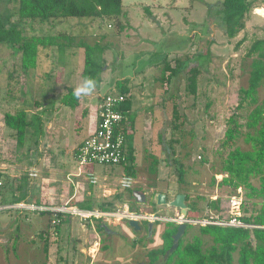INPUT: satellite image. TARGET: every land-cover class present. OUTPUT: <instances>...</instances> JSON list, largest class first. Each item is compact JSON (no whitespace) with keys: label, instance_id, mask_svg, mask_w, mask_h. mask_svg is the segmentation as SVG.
Segmentation results:
<instances>
[{"label":"rangeland","instance_id":"374dc122","mask_svg":"<svg viewBox=\"0 0 264 264\" xmlns=\"http://www.w3.org/2000/svg\"><path fill=\"white\" fill-rule=\"evenodd\" d=\"M217 1L123 0L124 9L134 16L131 21L135 20V25L141 24L142 26L139 30L137 29L138 31L132 33L128 30V22H125L127 28L117 38L112 34L117 28L113 24L111 27H106L105 19L97 21L68 17L65 21L58 20L56 25L50 21L25 20L21 22L13 14V3L0 0V13L12 14L11 22L20 23L27 34L44 35L61 31L84 36L91 42L99 40L100 36L105 34L104 39L114 41L112 45L108 44L111 46L110 52L106 54L105 58L107 69L101 74L103 82L91 92L95 93L91 97L93 99L98 93L107 92L109 85L112 89L115 86V81L128 80L135 74L136 76L141 75L144 67H148L144 77L147 79V86L151 87L146 91L150 95V90H153L155 84L151 81V77L159 76L153 63L158 62L161 66L160 60L166 58L174 68L178 65L175 57L180 54L184 56L192 53L196 56L198 52L203 54L206 51L212 52V61L207 72H200L196 76L194 93L188 88L189 74L185 72L187 69H180L176 75H168L169 71H165L164 79L159 78L157 81L158 94L153 98L143 99V108L150 111L145 112L144 115H150L149 119L144 117L145 120L140 130L136 131L132 128V138L129 135L125 137V145L128 149L132 148L130 153L135 157L133 170H135L137 178L131 188H139L145 192L146 200L144 202H138L133 196H130L129 189L131 188L124 185L125 179L131 174L129 168L127 169L121 164H95L93 166L92 170L96 181L91 185L96 187L98 192L101 190L102 175L109 173L111 177L114 176L113 180L110 179L112 180L110 187L114 190L113 204H107L110 210H120L124 208V205L132 203L138 207L140 212L175 215L176 209L173 207L152 206L149 202L155 191L166 192L170 198L183 189L188 195L186 202L189 208L191 205L199 208L195 219L210 218L215 215L222 218L228 216L229 196L238 193L242 200L245 198L241 187L233 189L219 184L221 178L226 174H215V172H218L222 158L225 157L229 149V147H222L221 143L224 131L229 126L230 116L234 115L237 122L242 125L233 146L242 149L250 147L244 141L245 133L248 131L244 123L252 106L245 105L237 108L238 92L239 88L247 86L251 58L246 57L245 52L253 39L264 36V12L256 10L258 7H263L264 3L259 2L260 5L252 9L251 15L254 10L258 14L252 15L256 19L248 17L245 20L244 28L233 38H228L214 21H210L214 20L213 15L207 17V3L213 4ZM135 4H139V6L136 8ZM142 5L148 7L149 11H142ZM194 30L198 33L192 36ZM104 39H100V41H104ZM239 40L242 41L237 44ZM133 43L136 45H132ZM65 55L58 60L59 54L53 47L46 56L41 58L40 66L37 69L29 70L28 74H24L19 68L18 55L14 56L10 48H0L1 203H3L4 198L1 197L3 195L9 197L4 200L6 203L12 201L10 194H15L16 199H23L25 196L29 197L30 192L34 197L38 187L36 182L45 176L43 171L47 166L45 163L40 168L41 163L39 166L35 159L38 147L35 142L37 140L35 138H38L37 134H32V128H29V141L23 147H17L12 131L3 124V113L13 111L16 108V103L31 97V99L43 103L45 110L43 114L47 116L48 102L46 101L51 98L57 99L58 94L62 92L63 85L69 84L73 88L81 85L84 80L80 76L83 63L82 52L70 56ZM204 59L205 57L202 56L200 61H204ZM13 95L16 99L11 100L10 97ZM257 98L258 102L264 100V84L259 87ZM175 103H177L176 118L172 114ZM41 108L33 106L28 110L29 115L31 116L32 112L39 113ZM133 115L136 118L137 114H130V117L133 118ZM160 136L163 138L161 141ZM153 157L157 158V163L155 169L151 170ZM172 157L180 159L184 164L186 173L183 183L177 181V164L171 160ZM202 158L205 160L202 161ZM41 162L43 163V161ZM70 165L72 170L79 175L77 178L71 176L74 183L76 180H80L81 183H84V187L88 188V179L84 177L89 174L86 172L87 169L79 168L77 162L70 163ZM213 174L215 182L212 184ZM252 182L254 185H258L255 178L252 179ZM213 199H219L218 211L207 204ZM27 200L36 201L33 198ZM261 200L262 198L253 199L255 204L254 206L249 204V209L257 208ZM1 203V209L19 208L24 211L16 220L18 226L15 227L13 223L9 225L7 222L0 224V264H149L146 256L148 249H144L145 251L140 256L141 250L135 253V248L139 246L146 248L149 245L157 248L162 243L161 225L158 222L154 224L153 231L148 236V222H140L141 229L136 231L127 224L125 218L113 220L109 222V229L112 233L107 234L104 229V232L102 231V234L105 233L104 237L108 236L111 239V244L106 250L107 257L103 255L104 252H100L102 256L97 254L95 259L90 262V258L87 255L84 257L81 253L80 249L84 244L80 245L75 241L77 235L85 239L87 234L86 221L80 217H71L70 223L69 219H65L58 227L59 234H48L47 236L46 232H37L40 229L51 228L48 213L41 214L37 209H30L29 206L32 202L24 201L5 205H1ZM41 206L45 205L41 204ZM8 220L10 223L12 222V219ZM199 225V223L187 224L186 232L182 235L181 240L185 243L190 241L193 235H198ZM15 233L19 234L21 241L23 240L21 245L14 241ZM70 236L74 238L72 239ZM109 238L105 240L107 243ZM202 238L209 241L207 236H202ZM93 240L94 238H89L85 246Z\"/></svg>","mask_w":264,"mask_h":264},{"label":"trees","instance_id":"16d2710c","mask_svg":"<svg viewBox=\"0 0 264 264\" xmlns=\"http://www.w3.org/2000/svg\"><path fill=\"white\" fill-rule=\"evenodd\" d=\"M13 3V14L18 20H37L56 25L58 20L65 21L68 17L87 18L90 20H106V27L113 24L117 30L112 33L119 37L122 31L127 27L123 18V0H6ZM264 0H218L216 3H207L208 17L213 15L214 21L221 28L228 38H233L241 29L244 28L245 20L253 8L258 7ZM147 9V7H146ZM146 12L148 10H145ZM10 13H0V48L7 47L12 50L14 56L19 57V68L24 74L29 70H35L40 66L41 58L46 56L53 47L56 48L59 56L58 60L77 52H82V68L80 76L91 78L95 81V87H99L102 81V72L106 70V54L110 52V46L114 41L104 39L105 34L100 36L104 41H88L81 35H74L65 32L48 33L44 35L27 34L24 32L20 23L11 22ZM210 41V40H209ZM239 40L237 44L241 43ZM116 43V42H115ZM108 44H111L108 46ZM204 56V61L200 58ZM245 56L251 58L247 86L239 88V98L237 108L243 106H252L246 115L244 126L248 129L245 133L244 141L249 144L248 149H242L233 146L235 138L240 134V127L234 115L228 119L229 126L224 131L222 147H229L226 155L222 158L221 166L216 173H225L219 182L233 189L241 187L245 198L241 203V215L239 218L249 224L260 225L261 227H235L222 226L217 224L199 225L198 235H193L190 241L183 242L182 236L177 242V246L170 250L173 244V234L177 230V225L167 222L161 232V246L152 248L148 251L149 264H264V100L258 102L257 93L259 87L264 84V36L252 40ZM198 61V67H193L188 76V88L195 92L196 76L201 72L202 66L210 58V53L204 54L198 52L195 56ZM185 63L178 62L177 67H170L169 61L163 58L161 66L160 79H164L165 71L168 75H176ZM205 73V71H204ZM65 74V72H64ZM167 75V76H168ZM64 78H66L64 76ZM116 91H107L99 94V99L108 93H117L124 96V100L119 103L118 109L122 112L124 119L121 131L129 135V127L133 126L132 112L129 111L130 91L128 80L119 79L115 81ZM75 88L69 84L63 85L62 92L58 94V102L61 105L74 108L79 104V98L73 95ZM27 94V90L25 92ZM29 94V93H28ZM10 99H16L15 95ZM51 100V101H50ZM47 100V105H53L55 99ZM33 106L44 107L43 103L24 98L16 103L13 111L3 113V124L12 131L17 147H23L29 141V128H32V134L42 135V117L41 114L29 111ZM177 103L174 104L172 114L177 117ZM42 113L44 109L40 110ZM232 124V125H231ZM160 141L163 139L160 136ZM173 141V140H171ZM37 142V140H35ZM128 149L125 160L120 164L129 168L130 176L135 177L134 156ZM128 153V154H127ZM177 164V181L183 183L186 169L183 162L178 158H171ZM205 158H202L204 161ZM157 158L153 157L151 170L155 169ZM255 178L258 185H254L252 179ZM215 182L214 174L211 177V183ZM130 190V189H129ZM178 192L187 193L181 189ZM132 196V189L129 191ZM262 198L259 206L249 209L248 205L254 206L253 199ZM203 199V198H202ZM73 203V202H72ZM215 211L219 210V199H213L207 202ZM86 209L90 205L78 204ZM100 209L109 210L106 205H100ZM130 210L138 211L132 203H129ZM199 213V208L191 205L188 216L195 217ZM67 214H59L61 220ZM59 220V221H60ZM59 224V223H58ZM96 228H100V223L96 221ZM186 232V229H185ZM184 232V234H185ZM183 234V235H184ZM209 237V241L202 238ZM207 241V242H206ZM236 254V255H235ZM235 255V257H234ZM235 259V260H234ZM236 262V263H235Z\"/></svg>","mask_w":264,"mask_h":264},{"label":"crops","instance_id":"0c3cea01","mask_svg":"<svg viewBox=\"0 0 264 264\" xmlns=\"http://www.w3.org/2000/svg\"><path fill=\"white\" fill-rule=\"evenodd\" d=\"M123 4V1H122ZM136 8L139 6V4H135ZM135 8V9H136ZM142 11L143 10H148V7L146 9V6L142 5ZM263 8V9H262ZM257 9H262L264 10V6L263 7H258ZM123 11L125 13V16L123 18L124 22H128V30H130V32L134 33L136 31H138L140 29V27L142 26L141 24H136L135 25V20H133L134 16L131 15V13L129 14L128 11L126 9H124L123 6ZM141 11V13H142ZM149 11V10H148ZM147 11V12H148ZM134 13V11H132ZM143 14V13H142ZM258 15L257 12H252V15ZM135 15V13H134ZM251 15V12L249 13L248 17H252L253 19H256L255 16L253 17ZM136 16V15H135ZM137 17V16H136ZM208 17V14H207ZM247 17V18H248ZM262 17V16H261ZM246 18V19H247ZM126 19V20H125ZM258 20V19H257ZM99 21V20H97ZM211 22H213L214 20H210ZM215 22V21H214ZM216 23V22H215ZM217 24V23H216ZM127 26V24H125ZM127 28V27H126ZM125 28V30H126ZM138 29V30H137ZM198 32L196 30L192 31V36H194V34H197ZM223 33V31H222ZM200 34V33H199ZM211 39V38H210ZM135 43H133L132 45H134ZM136 45V44H135ZM210 52V58L207 60L206 63L203 64L201 72H207V68L209 67V64L211 63L212 59H211V55L212 52ZM184 57V58H183ZM163 59H161L160 61H162ZM175 61H177V63L180 61L181 63H185L182 68H185L187 70H185V72H188V74L190 75L191 73V69L193 67H198V59L194 56V54H186L184 56H182L180 54V56L175 57ZM153 65L155 66L154 69H156L159 73H161V70L158 68V62H156L155 64L153 63ZM169 66L173 67V64L170 63L169 61ZM148 70V67H144L143 71H141V75L136 76L133 75L130 79L128 78V85H129V91H130V99H129V111L132 112V114H137L136 118H134L133 115V126L129 127V137L132 138L133 135H131L132 132V128L133 130L136 129V131L140 130L142 123L144 122V117H146L147 119H149L150 115H144L145 112H150V111H146L147 109H144V103H143V99L144 98H153L156 96V94H158L159 90H156L157 87V81L159 80V76L155 75L151 77V81L155 82V84L153 85V90H150L151 93L150 95L147 94V90L148 87L147 86V79L144 77L145 72ZM200 74V73H199ZM103 78V77H102ZM115 84V83H114ZM111 85L108 86V90L107 91H114L115 86L112 87V89L110 88ZM146 93V94H144ZM102 94V93H101ZM95 93H90L89 95H84L81 96L79 99V104L74 107V108H70L64 105L59 104L58 102V98L55 99V102L53 105H48L47 107V113L48 115L46 116L45 114H43L41 111L38 114H41L42 117V135H40L37 139L36 144L38 145L37 147V154L35 155V159L36 162L41 163V167L43 165H45V163H47V166H45L46 170H44L43 172H45V176H43L42 178H40V180H38L36 183L38 185V187L36 188V193L35 196H32V193L29 192V197H24L23 199H16V195L15 194H10V198H12V201L9 203H6L4 200L6 198L9 197H5L4 195L1 196L3 199V203H1V205H5V204H14L16 202H32L35 205H40L43 204L48 208H55L58 207L60 205H62L63 203L67 202L70 205H74L76 207L79 208H83L86 209L82 206H78V204H83V205H90L89 209H94V208H100L98 207V205L100 206L102 205H111L113 204V189L110 187V182H112L113 177H111V175H109V173L107 174H103L102 175V183H101V190L100 192H98L96 187H93L96 179H95V175L93 174V167H91L89 169V174L86 176H84L86 179H88V188L84 187V183H81L80 180H76V182L74 183V181L72 180V178H77L76 173L72 170V167L70 165V163H76L75 160V152L77 147L79 146V144L87 137L88 133L90 131H92L95 127V117H96V108H97V104L99 101V93L98 95L95 97V99L91 98L92 96H94ZM46 108V107H45ZM43 109V107L41 108ZM145 110V111H144ZM39 111V110H38ZM147 122H149L147 120ZM136 123V126H135ZM130 150H132V148H129ZM126 151L128 152V147H126ZM128 154V153H127ZM43 161V163L41 162ZM135 162V161H134ZM40 166V165H39ZM136 168V166H135ZM35 169V168H33ZM134 169V168H133ZM35 171V170H34ZM37 173V172H35ZM105 173V171H104ZM73 176V177H71ZM136 178H137V174L135 177H127L125 179L124 185L128 188L132 187V184L134 182H136ZM112 179V180H110ZM132 190L134 189H138L141 190L139 188H131ZM130 189V190H131ZM142 191V190H141ZM144 192V191H142ZM145 193V192H144ZM33 198V200L36 201H29L27 199ZM73 202V203H72ZM104 203V204H103ZM109 207V206H108ZM129 207V205H128ZM110 210V209H109ZM112 210V209H111ZM24 210H20L19 208H0V224L7 222L9 225L10 224H14V226H18L17 221L18 220V216L23 214ZM178 211L175 210L174 213H177ZM39 213H48V220L50 222V229L46 230V229H40L37 233L40 232H46L47 236L48 234H59V230L58 227L60 226V224L65 221V219H69V223L70 218L73 217L69 214H67L66 216H64V218H62L61 220L59 219V214H58V222L56 223H51V219L54 217L53 216V212L49 209L47 211H40ZM62 214V213H61ZM168 215V214H167ZM12 219V222L10 223V221L7 219ZM6 220V221H5ZM100 219H94L92 221V224L90 222H85L86 226L85 228H87V234L85 239H82V237L80 235H77V237H75V241L78 242V244L83 245V247L80 249L82 250V254L87 255L90 259V262H92L95 259V256L97 254H100V252H104L105 254H103L105 257H107L106 255V250L108 248V245L111 244V239L107 236H105V233L109 234L112 233L111 230L109 229V223ZM98 221L100 224H102L103 222L106 223L108 225V229L109 231H105L104 234H102V231H99L96 228L95 222ZM48 222V223H49ZM94 222V223H93ZM140 222H144L147 223V221H140ZM139 222V223H140ZM59 223V224H58ZM121 223V222H118ZM116 223V224H118ZM157 222H153L152 226L150 228V230L147 229L148 232V236L151 234V232L153 231V227L154 224H156ZM161 225V232L165 226V223L163 222H158ZM83 225V224H82ZM53 227V228H52ZM148 227V226H147ZM101 228V227H100ZM137 231V230H136ZM36 233V234H37ZM114 234V233H113ZM72 239L74 238L73 236ZM89 238H94V240L87 246H85V243H87V241H89ZM107 238H109V242L107 243V241H105ZM14 241L19 242L18 245H21V238L19 236L18 233H15L13 236ZM96 240H98V244L95 246H92L91 244L94 243ZM52 248V247H51ZM137 248V249H136ZM135 248V253L138 252V250H141V253L139 254L140 256L143 254L142 252L145 251L144 249H148L146 252V256L148 257L147 253L150 249H152V245H149L146 248H143L141 246L136 247ZM90 251H93L90 253ZM100 256H102V254H100ZM134 263V262H133Z\"/></svg>","mask_w":264,"mask_h":264},{"label":"built area","instance_id":"2783aa9c","mask_svg":"<svg viewBox=\"0 0 264 264\" xmlns=\"http://www.w3.org/2000/svg\"><path fill=\"white\" fill-rule=\"evenodd\" d=\"M124 100V96L117 93H108L98 101L96 108L95 127L90 131L87 137L79 144L75 152V160L80 167H85L89 172V169L95 164L99 165H118L125 160L126 145L125 135L121 131L122 121L124 116L122 112L117 108L119 103ZM90 173V172H89ZM241 203L242 198L240 194L236 193L228 197V216L219 218L217 215L214 217H203L201 219H195L194 217L186 216L181 217L178 212L175 215L157 214L156 212H140L130 210L128 205H124V208L120 210H102L100 208L83 209L70 205L67 202L55 208H48L46 206L35 205L30 203V209H37L38 211L51 210L53 212V218L51 223L58 222V214H69L71 216H78L82 220L90 222L94 219H100L106 222L113 220H120L121 218L135 219L147 222H171L179 224L184 222L187 224L200 225L205 224H217L222 226H235V227H261L256 224H249L243 222L239 216L241 215ZM23 206V204H21ZM96 240L92 243V246L98 244ZM93 251H90V253Z\"/></svg>","mask_w":264,"mask_h":264},{"label":"water","instance_id":"95a60500","mask_svg":"<svg viewBox=\"0 0 264 264\" xmlns=\"http://www.w3.org/2000/svg\"><path fill=\"white\" fill-rule=\"evenodd\" d=\"M132 196L135 198L138 202H144L146 200V194L142 192L141 190L134 189L132 190ZM151 203L155 206L159 207H173L178 211V214L181 217H186L188 215L189 206L186 203V194L184 192H178L173 194L170 198L168 197V194L166 192L162 191H155L152 194L151 197ZM160 209V208H159ZM162 209V208H161ZM160 209V210H161ZM127 224L133 228V230H140L141 226L138 220L135 219H128ZM152 226V223H148V230H150ZM101 228H103L105 231H109L108 225L106 223L100 224ZM186 229V223L180 222L177 224V230L173 234V244L170 248L172 250L177 246V242L179 238L184 234Z\"/></svg>","mask_w":264,"mask_h":264},{"label":"clouds","instance_id":"9594fccd","mask_svg":"<svg viewBox=\"0 0 264 264\" xmlns=\"http://www.w3.org/2000/svg\"><path fill=\"white\" fill-rule=\"evenodd\" d=\"M94 88L95 81L91 78H85L83 80V83L74 89L73 95L77 98L84 95H89L94 90Z\"/></svg>","mask_w":264,"mask_h":264},{"label":"bare ground","instance_id":"6f19581e","mask_svg":"<svg viewBox=\"0 0 264 264\" xmlns=\"http://www.w3.org/2000/svg\"><path fill=\"white\" fill-rule=\"evenodd\" d=\"M263 9V8H262ZM262 9H257V12H261V11H263L264 12V10H262Z\"/></svg>","mask_w":264,"mask_h":264},{"label":"flooded vegetation","instance_id":"af4514ba","mask_svg":"<svg viewBox=\"0 0 264 264\" xmlns=\"http://www.w3.org/2000/svg\"><path fill=\"white\" fill-rule=\"evenodd\" d=\"M152 206H154L152 203H151V201L149 202ZM187 203V202H186ZM149 223V222H148ZM152 223V222H151ZM165 224L167 223V222H164Z\"/></svg>","mask_w":264,"mask_h":264}]
</instances>
